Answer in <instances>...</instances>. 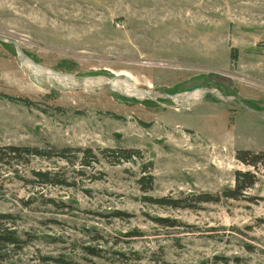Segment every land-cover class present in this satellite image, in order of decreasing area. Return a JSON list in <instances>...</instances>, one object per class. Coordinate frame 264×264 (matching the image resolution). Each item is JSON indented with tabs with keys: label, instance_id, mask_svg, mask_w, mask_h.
Listing matches in <instances>:
<instances>
[{
	"label": "rangeland",
	"instance_id": "1",
	"mask_svg": "<svg viewBox=\"0 0 264 264\" xmlns=\"http://www.w3.org/2000/svg\"><path fill=\"white\" fill-rule=\"evenodd\" d=\"M0 34L55 70L123 73L169 94L216 88L264 112V62L247 64L264 58V0H0ZM233 49L243 59L234 67ZM253 85L249 103L238 92ZM10 145L71 150L0 166V213L24 241L0 264H264L263 166L249 200L155 203L220 195L235 171L251 170L235 151L264 153V119L237 103L206 97L172 110L109 91L45 90L0 43V147ZM105 149L139 155L118 163ZM45 171L68 184L39 185L33 173Z\"/></svg>",
	"mask_w": 264,
	"mask_h": 264
},
{
	"label": "water",
	"instance_id": "2",
	"mask_svg": "<svg viewBox=\"0 0 264 264\" xmlns=\"http://www.w3.org/2000/svg\"><path fill=\"white\" fill-rule=\"evenodd\" d=\"M0 43L13 48L21 71L31 82L45 90L60 93L81 92L87 95L109 91L125 99L140 103L151 102L172 110H188L200 104L206 97H211L225 104L237 103L247 113L264 119V112L256 111L239 98L223 94L216 88H195L173 94L150 91L138 87L131 77L125 75L79 76L43 66L26 55L18 40L4 34H0Z\"/></svg>",
	"mask_w": 264,
	"mask_h": 264
},
{
	"label": "trees",
	"instance_id": "3",
	"mask_svg": "<svg viewBox=\"0 0 264 264\" xmlns=\"http://www.w3.org/2000/svg\"><path fill=\"white\" fill-rule=\"evenodd\" d=\"M237 62V50L233 49L230 54L231 66H236ZM173 94V93H172ZM9 100H15L14 98L7 97ZM19 100V99H18ZM151 103V102H144ZM152 104V103H151ZM71 149H57L52 147L51 150L40 149L35 147H21V146H4L0 147V166L11 168L13 165L27 166L31 159H44L49 160L52 158L66 159L65 153L70 152ZM75 152H80L78 149ZM83 153L89 157H92L96 162V156L92 154L90 149H86ZM101 154H112L110 156L116 157V162H128L129 160L139 155L135 150H109L105 149ZM234 158L237 162L242 164L251 170L240 171L237 170L233 175V187L225 189L220 195L199 194L194 198V203H182L179 199H157L155 203L157 205H165L173 209L187 208L194 209L197 205L203 203H218L220 200H242L247 199V192L252 189L257 182V175L260 172V166L264 169V153H254L250 150L240 149L235 151ZM88 164V163H86ZM84 166H88V165ZM37 179L36 182L39 185L50 186H66L65 180L57 178L50 171L33 173ZM152 179L150 178V181ZM249 200V199H247ZM14 222L10 215L0 213V260L6 255L7 248L17 250L22 247L24 241H22L14 231ZM4 252V253H3Z\"/></svg>",
	"mask_w": 264,
	"mask_h": 264
},
{
	"label": "crops",
	"instance_id": "4",
	"mask_svg": "<svg viewBox=\"0 0 264 264\" xmlns=\"http://www.w3.org/2000/svg\"><path fill=\"white\" fill-rule=\"evenodd\" d=\"M261 54L264 56V50L263 51H261ZM254 58H256V59H258V60H255V59H253V62L251 61V62H247V64L248 65H252V64H254V66L251 68V69H256L257 68V65H260L261 63H263L264 62V58H262V56H254ZM262 58V59H261ZM242 58H238V56H237V62H236V64L238 63V64H242ZM247 84H250V83H247ZM250 85H252V84H250ZM255 86L253 85L252 87H250V86H245V87H242V88H240L239 89V92H238V95H240V97H242V95L241 94H243V97H242V99H244L245 101H248L249 103H252L253 102V100H254V97L257 95V94H253V93H250V92H253V91H256L255 90V88H254ZM246 89L247 90V92L248 93H246V92H241V89ZM241 92V93H240ZM249 94V95H248ZM251 95H254V96H251ZM253 98V99H252ZM262 109H264V107H261ZM247 113V112H246ZM249 114V113H248ZM238 114H235V117L237 116ZM249 150V149H248Z\"/></svg>",
	"mask_w": 264,
	"mask_h": 264
},
{
	"label": "bare ground",
	"instance_id": "5",
	"mask_svg": "<svg viewBox=\"0 0 264 264\" xmlns=\"http://www.w3.org/2000/svg\"><path fill=\"white\" fill-rule=\"evenodd\" d=\"M116 75L120 76V75H125V74H123V73H119V74H116ZM125 76H127V75H125ZM128 77H129V76H128Z\"/></svg>",
	"mask_w": 264,
	"mask_h": 264
}]
</instances>
